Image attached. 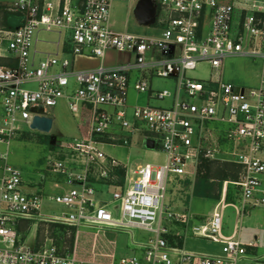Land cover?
I'll return each instance as SVG.
<instances>
[{"label": "built area", "instance_id": "1", "mask_svg": "<svg viewBox=\"0 0 264 264\" xmlns=\"http://www.w3.org/2000/svg\"><path fill=\"white\" fill-rule=\"evenodd\" d=\"M135 2V0H133ZM141 1V0H140ZM140 1H137L138 4ZM156 7L149 27L160 31L154 36L113 31L109 25L114 0H63L56 7L40 0H14L2 10L21 14L15 30L0 29V43L6 42L13 67L0 66V143L9 144L18 124L30 127L33 118L49 117L48 111L65 100L75 119L83 106L91 105L88 132L74 141L51 143L46 171L24 178L7 163L8 152L0 153V264H98L80 261L74 251L61 252L52 239L29 246L17 232L21 220L59 224L76 229L141 230L154 235L149 242L135 246L144 259L132 255L112 257L103 264H264L256 243L224 239L223 202L212 217L192 226L194 216L175 213L167 203L168 184L173 178L195 179L203 158L234 162L243 174L232 183L241 193L234 233L241 230L248 206H264V0H152ZM137 6V5H136ZM60 31L68 39L69 56L59 60L33 57L38 32ZM133 55L129 63L116 67L76 70L79 56L104 60L108 52ZM233 57L260 58L263 68L257 89H243L225 83L219 71ZM206 65L218 71L205 80L188 78V72ZM60 67L61 72L51 70ZM139 71L134 89L160 101L172 99L171 106H132L128 103L131 74ZM177 81L175 94L153 92L150 79ZM73 87L68 91L70 81ZM34 83L36 88H24ZM132 110V121L128 119ZM220 122L230 127L227 138L231 152L207 145L206 125ZM138 138L152 141L165 154L164 165L145 164L133 169L102 149L104 146L133 147ZM61 178L69 189L48 195L45 185ZM53 187L59 189L60 184ZM113 187L111 201L100 200L92 185ZM228 183L225 182V188ZM47 196V197H46ZM51 203L62 208L61 216H43ZM50 204V205H49ZM115 214L120 217L116 218ZM190 227L194 238L221 245L220 254H201L170 245L169 227ZM98 234L95 235V238ZM186 237V233H185Z\"/></svg>", "mask_w": 264, "mask_h": 264}, {"label": "rangeland", "instance_id": "2", "mask_svg": "<svg viewBox=\"0 0 264 264\" xmlns=\"http://www.w3.org/2000/svg\"><path fill=\"white\" fill-rule=\"evenodd\" d=\"M4 3H12L14 0H0ZM222 4H229L230 0H221ZM137 3L133 0H114L111 7L109 25L113 31L116 32H128L135 35L154 36L160 33V31L153 30L148 25H140L135 17V8ZM1 28V27H0ZM43 38L54 40L56 34L47 33L42 34ZM70 58V56L66 57ZM133 58L130 54H121L115 51L108 52L105 58L106 67H116L129 63ZM263 68V61L260 58L251 57H233L225 60L222 69L219 71L222 80L225 83L232 84L233 86L242 87L243 89H257L259 87L258 75L261 74ZM58 70V69H57ZM218 71L210 69L206 65L199 66L195 71L187 73V77L195 80H205L213 77ZM140 72L134 71L131 74V86L129 88L128 103L132 106H153V107H167L171 106L172 99H166L160 101L153 97L150 99L149 94H140L134 89L135 81L140 78ZM177 81L172 78L164 79L154 76L150 79V85L153 92H159L168 90L172 95L175 94ZM73 80L70 81L68 91L73 87ZM34 89V88H32ZM86 105V104H85ZM84 105V106H85ZM83 106V108H84ZM91 106V105H90ZM83 111V110H82ZM49 117L53 120V127L49 134H44L38 131H33L27 124H18V132L16 136L10 140L9 144L0 143V153L8 152L7 163L18 170H20L24 178H31L39 173L53 175V172L46 171V159L49 156V149L51 143L54 141H74L80 138L79 126L84 124V120L75 119L71 114L65 100H60L57 107L48 111ZM128 119L132 121V110L129 111ZM209 133H207L208 141L207 145L211 149L226 153L233 150L232 141L227 138L230 127L220 122H210L206 125ZM138 143L133 147L128 146H104L102 149L107 155L112 156L119 162L128 163L133 169L147 163L152 165H164L166 162L165 154L162 153L160 144H158V150H149L145 147L144 141L138 138ZM223 156L218 155L215 159H206L211 163H214L215 167L219 164L229 163L234 165V162L221 160ZM201 159V160H203ZM201 163V161H200ZM237 165V164H235ZM239 166V165H237ZM239 170V178L243 174L241 167H237ZM199 170V168H198ZM198 173V172H197ZM197 176V175H196ZM53 177V176H51ZM214 178V177H213ZM264 184V177H261ZM226 189L224 192L225 185ZM221 182L214 178L210 179L208 184L211 187L210 197H199L193 195V188L198 184L197 177L195 179H180L173 178L172 182L168 184L167 191V203H169L170 209L177 213H187L196 218L192 222V226L200 225V221L208 220L213 215V210L216 204L222 200L224 195V202L222 208L225 209L223 219V230L225 234H232L237 220V206L242 207L241 193L238 188L230 181ZM48 183V181H46ZM222 185V187H221ZM92 187L100 192L104 191L105 194L99 193L97 197L103 201H111L112 193L116 190L113 187L103 186L102 184H94ZM56 189V188H55ZM230 190L231 200H227V194ZM59 191H53L48 195H57ZM47 197V196H46ZM220 197V199H218ZM50 205V204H49ZM175 207V208H174ZM188 208L182 209V208ZM62 208L51 203L50 208L46 207L41 213L43 216H61ZM115 217H120L119 214H115ZM200 220V221H199ZM31 226H37V242H44L46 238L52 239L56 247L61 252H69V239L72 237V230H66V233H62L59 227L54 224H47L44 222L31 221ZM37 223V225H36ZM204 223V222H203ZM34 224V225H33ZM59 225V224H57ZM179 233L184 238V246L187 251L198 252L201 254H220L221 248L218 244L204 239H197L192 236L191 228L186 231L182 225L178 227ZM108 233L110 238L117 241L118 245L126 246L128 248H135L141 244L149 242L154 237L153 234L143 232L141 230H104ZM104 231H99L94 227H82L80 229V237L78 245L76 246L77 258L81 261L82 256H88L92 247V240L96 234L102 235ZM65 232V231H64ZM186 233V237H185ZM29 233H27L28 236ZM89 236L90 238H85ZM240 241L244 244L258 238L257 255L264 256V206L253 207L248 206L246 213L242 219V225L240 230ZM25 237V236H24ZM90 240V241H89ZM80 242H82L80 244ZM132 246V247H131ZM81 247V248H80ZM98 248V242L96 250ZM75 249L72 250V252ZM81 250V253H80ZM89 251V253H88ZM133 251V250H132ZM71 252V253H72ZM129 253H125L121 257L129 256ZM87 262V261H84ZM146 264V263H143Z\"/></svg>", "mask_w": 264, "mask_h": 264}, {"label": "crops", "instance_id": "3", "mask_svg": "<svg viewBox=\"0 0 264 264\" xmlns=\"http://www.w3.org/2000/svg\"><path fill=\"white\" fill-rule=\"evenodd\" d=\"M41 2L44 0H40ZM49 2H52L56 7H58V5L63 4V0H46ZM81 0H72L73 3L79 2ZM140 1V0H135V2ZM2 5H9L11 3H4V2H0ZM0 11L1 12H7L5 10H2V8L0 7ZM3 29V28H0ZM56 34V39L51 40V39H46L42 37V34H47L45 32H38L36 37H35V42H34V52H33V57L35 59V61H39L40 59H42L45 56H51V57H56L59 60L64 59L66 57L69 56V45H68V39L65 33H62L60 31H54L51 32ZM12 61H16L11 54L8 51L7 48V43L6 42H2L0 43V66L1 67H13V66H9L10 63H12ZM73 66L75 67L76 70H91V69H96L99 66H105V59L104 60H99L96 58H87V57H82L79 56L75 59ZM58 69V70H57ZM51 72L53 73H57V72H61V68L60 67H55L51 70ZM258 83H260V74L258 75ZM24 88H36V84L34 83H25L22 85ZM90 111H91V106L89 104H86L83 108V111L81 113V120H84V124H82L81 126H79V135L80 136H84L87 134L88 132V126H89V122H90ZM3 115V110L0 104V121ZM261 159L264 161V154L261 155ZM1 165V163H0ZM0 173H1V169H0ZM58 182L60 184V188L59 189H55L53 186L56 185L55 183ZM45 189L47 191L53 192V191H59V193L63 192L68 188V185H65L64 180L61 178H54L52 177L50 179V182L47 183L45 185ZM175 208V207H174ZM182 208V207H181ZM182 209H187L188 208H182ZM226 209V208H225ZM225 209H223V216H224V212ZM189 211V210H188ZM214 211V210H213ZM179 213V212H177ZM183 213V212H182ZM187 213H190L187 212ZM196 218H194L195 220ZM209 220V219H208ZM208 220L205 221H200V223H206ZM29 220H21L17 223V228L19 227L21 229L20 234L23 235V239L25 240L26 244L29 246H34V245H38L39 242H37V226H31L32 223ZM37 225V223H36ZM181 224H173L172 226L169 227L170 230V234L168 236H171L174 238V240L178 239V240H183V236L181 233H179L178 227H181ZM235 228V227H234ZM235 231H233L232 234H225L224 230H222V236L224 239H230V238H236L240 241V232L239 234L236 236ZM27 233L28 236H27ZM103 234L100 235L98 234V237L95 238V236L93 238H91L92 240V247L90 249V253L88 256H82L84 258L81 259V261H87L90 263H98V264H103V263H109L112 260V257L114 256V258H119L120 256H122L125 253H129L130 255H132L133 252H135L137 254V256H139L141 259H144V255L142 253V251L138 250L137 248H128L126 246H119L117 241L114 240L113 238H110L107 232H102ZM80 230H79V234L76 237L75 234V254H76V246L78 245V240L80 237ZM25 236V237H24ZM85 238H90L89 236H85ZM258 238H255V240H250L254 241L256 243L257 249H258ZM90 241V240H89ZM98 242V248L96 250V245ZM41 243V242H40ZM82 242H80L81 244ZM176 243V242H175ZM243 243V242H242ZM221 248V245L218 244ZM81 248V247H80ZM256 249V250H257ZM133 250V251H132ZM255 250V251H256ZM81 253V250H80ZM77 257V255H76ZM143 263H146L143 260Z\"/></svg>", "mask_w": 264, "mask_h": 264}, {"label": "trees", "instance_id": "4", "mask_svg": "<svg viewBox=\"0 0 264 264\" xmlns=\"http://www.w3.org/2000/svg\"><path fill=\"white\" fill-rule=\"evenodd\" d=\"M22 20L23 17L21 14L0 11V27L5 30H15L22 24ZM16 64V61H12L9 66H15ZM237 167L240 166H237L235 164L229 165V163H224L223 165L219 164L215 167L214 163H211L206 159L201 160L199 170L196 176L198 184L193 188V195L199 197H210L211 187L208 184L210 179L216 178L222 183L225 181L238 182L239 170ZM218 199H220V197H218ZM227 200H231L230 190L227 194ZM54 226L59 227L62 230V233H66V230L68 229L72 230L73 234L72 237L69 239V252H72L75 243L76 229L57 224H54ZM17 232H21V229L19 227L17 228ZM167 239L170 245L172 246L182 247L183 245L182 240H174V238L171 236H167Z\"/></svg>", "mask_w": 264, "mask_h": 264}, {"label": "water", "instance_id": "5", "mask_svg": "<svg viewBox=\"0 0 264 264\" xmlns=\"http://www.w3.org/2000/svg\"><path fill=\"white\" fill-rule=\"evenodd\" d=\"M156 14V7L152 0H141L135 8V17L140 25H149L153 22ZM53 127V120L50 117L35 116L30 129L44 134H49ZM149 149L154 148V143H147Z\"/></svg>", "mask_w": 264, "mask_h": 264}]
</instances>
